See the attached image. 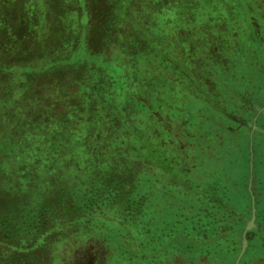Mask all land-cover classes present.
I'll return each mask as SVG.
<instances>
[{"label":"rangeland","instance_id":"374dc122","mask_svg":"<svg viewBox=\"0 0 264 264\" xmlns=\"http://www.w3.org/2000/svg\"><path fill=\"white\" fill-rule=\"evenodd\" d=\"M256 69L264 0H0V264H264Z\"/></svg>","mask_w":264,"mask_h":264},{"label":"trees","instance_id":"16d2710c","mask_svg":"<svg viewBox=\"0 0 264 264\" xmlns=\"http://www.w3.org/2000/svg\"><path fill=\"white\" fill-rule=\"evenodd\" d=\"M238 61V67H242V65H241V62H240V60L239 59H237L236 60V62ZM236 65V66H237ZM256 71H258V74L262 77V78H264V72H262L261 70H259V69H256ZM246 77V76H245ZM245 77H243V78H241L240 79V81L239 82H237V81H233L232 79H234V76L232 77L230 74H226L224 77H223V79H225V80H228L229 82H231V81H233V82H231V84L230 85H234V84H237V85H247V84H257L258 86H259V84H261V79L259 78H257V77H255V75L254 76H252V75H248V78L246 79ZM259 93H261L262 95H264V87H263V90H259ZM217 170H219V171H222V170H220V169H217ZM117 184H119V183H116L115 185L117 186ZM113 189V188H112ZM114 191H115V189H113ZM112 195H113V193H112ZM115 198H116V195L114 194L113 195ZM130 207H132L131 205H130ZM199 207H201V206H199ZM217 208H220V206H217ZM213 209V208H212ZM211 209V210H212ZM221 211H223L222 212V214H226L227 212L225 211V210H223L222 208H221ZM225 211V212H224ZM209 212V211H208ZM212 212V211H211ZM248 213H250V211H248ZM144 214V213H143ZM142 214V215H143ZM226 215H228V213L226 214ZM202 214H201V211H198V209H194V211L193 212H191V213H187V212H183V214H181V215H177V216H170L171 218H165V219H159L160 221H159V226H158V229L160 230V229H162V230H164V229H166L167 227H162L161 226V223H163V224H165V223H168L169 224V222L170 221H174L173 222V226H172V224L170 225V227H168L167 229H168V231H170V230H172V229H174V230H177L178 232L177 233H175V235H174V244H171L170 245V249L171 250H174V251H183V249H181V247H183L182 245H180V244H183L182 243V240H183V238L184 237H182L181 235H180V231L181 230H186V231H188V230H192V228H194L195 227V225H197V223H196V221H198L199 220V218H201L200 219V221H202ZM216 216V215H215ZM224 217V216H223ZM173 218V219H172ZM176 219V220H175ZM257 219L260 221L261 220V216H260V214L259 213H257ZM219 221H221V219H218L217 217H215V218H209L208 220H207V224H203L204 225V229H201V234L202 235H205V237L206 238H201V241H203L202 243H201V245H192V248L190 249V253H196V254H198V253H202L203 252V248H202V246H205V245H207V247H208V245H210V244H218L219 242H222L223 241V239H224V235L222 234V232H219V230H218V226H217V224H219ZM262 221V220H261ZM264 221V220H263ZM154 224V223H153ZM153 227V229L156 231L157 230V226L156 225H153L152 226ZM167 231V230H166ZM215 231H217L216 232V234H215ZM196 234V233H195ZM217 235V236H216ZM249 235V234H248ZM196 236V235H195ZM213 237H216V238H213ZM207 238H209V239H211V238H213V239H215V241H213V243H204V242H206L207 241ZM185 239V238H184ZM190 241H194V240H190ZM177 242V243H176ZM223 242H225V241H223ZM188 244H190V243H188ZM215 246V245H214ZM216 247V249H220L219 247H217V246H215ZM209 249L210 248H212V255H213V257H217L218 258V260L220 259V260H222V261H224V254H226V252H225V250H226V248L224 247L223 248V251L220 253V256H218L219 255V253H216L215 251H214V249L215 248H213V246H210V247H208ZM200 249V251L198 252V250ZM187 253V252H186ZM185 252H184V256H186V255H190L189 253H187L186 254ZM204 253V252H203ZM220 260H219V262H220Z\"/></svg>","mask_w":264,"mask_h":264},{"label":"water","instance_id":"95a60500","mask_svg":"<svg viewBox=\"0 0 264 264\" xmlns=\"http://www.w3.org/2000/svg\"><path fill=\"white\" fill-rule=\"evenodd\" d=\"M252 127L254 128L255 126H252ZM252 203H253V200H252ZM251 205H252V206H251V216H250V218L247 220V222H246V224H245V226H244V229H243V231H242V233H241V239H240V251H239V253H238V255H237V258H236L234 264H237V262H238L240 256L242 255V253H243V251H244V249H245V247H246V231L249 230V229H251L252 227L255 226V224H254V218H255V214H254V212H255V210H254L253 204H251Z\"/></svg>","mask_w":264,"mask_h":264}]
</instances>
